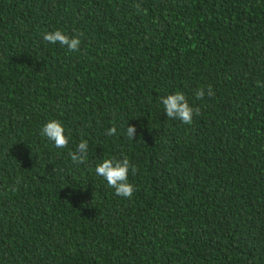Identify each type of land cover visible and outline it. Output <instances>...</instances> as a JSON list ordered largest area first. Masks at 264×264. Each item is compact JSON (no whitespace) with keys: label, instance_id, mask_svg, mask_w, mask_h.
Instances as JSON below:
<instances>
[{"label":"trees","instance_id":"obj_1","mask_svg":"<svg viewBox=\"0 0 264 264\" xmlns=\"http://www.w3.org/2000/svg\"><path fill=\"white\" fill-rule=\"evenodd\" d=\"M257 81L264 0H0V264H264ZM177 91L191 125L164 113ZM52 119L66 148L40 134ZM124 155L129 199L95 173Z\"/></svg>","mask_w":264,"mask_h":264},{"label":"clouds","instance_id":"obj_2","mask_svg":"<svg viewBox=\"0 0 264 264\" xmlns=\"http://www.w3.org/2000/svg\"><path fill=\"white\" fill-rule=\"evenodd\" d=\"M138 11L143 10L140 4L133 5ZM146 11V10H143ZM78 35L69 36L61 30L49 31L43 34L45 42L52 44L59 43L64 46L69 52H78L81 47V36ZM257 86H264L261 82L257 81ZM208 94L214 95L211 85L208 86ZM205 95L203 88L196 92L197 99H202ZM161 102L164 106V113H166L169 119H177L183 124L191 125L193 123L194 116L201 115V108L199 106H190L188 100L182 92L177 91L174 94H170L161 98ZM117 129L115 126L111 127L107 131V135H115ZM137 129L134 125H128L126 129V135L129 139L134 140ZM40 134L52 141L57 148H66L69 144V138L65 134V127L62 122L57 119H52L42 126ZM71 161L76 164H84L88 158V141L81 139V142L77 145L75 150L69 151ZM135 175L139 169L133 163H131L128 156L124 155L122 158H104L102 162L98 163L95 167V173L97 176L102 177L109 188L115 190V194L119 197L129 199L132 197L135 187L129 182V172Z\"/></svg>","mask_w":264,"mask_h":264}]
</instances>
